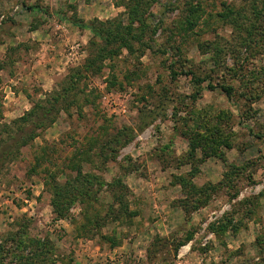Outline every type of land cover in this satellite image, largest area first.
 I'll return each mask as SVG.
<instances>
[{"label": "rangeland", "instance_id": "rangeland-1", "mask_svg": "<svg viewBox=\"0 0 264 264\" xmlns=\"http://www.w3.org/2000/svg\"><path fill=\"white\" fill-rule=\"evenodd\" d=\"M257 134L264 0H0V264H264Z\"/></svg>", "mask_w": 264, "mask_h": 264}, {"label": "trees", "instance_id": "trees-1", "mask_svg": "<svg viewBox=\"0 0 264 264\" xmlns=\"http://www.w3.org/2000/svg\"><path fill=\"white\" fill-rule=\"evenodd\" d=\"M27 9L32 10V9H34V7H28ZM71 23L73 25L79 27V28L88 29L93 34L94 37L102 40L104 42V44H105V47H103L101 49V51H102V53H105L106 57H108L109 55H111V54L116 52V50H115V48H113V46L118 45V43H120V45H123V44L126 45V43L129 42V39H136V37H134L133 35L131 36L130 33L127 36H113V37H111V36L108 35L107 31L105 30V28L103 26H98V25H96L94 23L85 24V23H81V22L76 21V20L72 21ZM180 75L189 76L191 78V80L193 82L197 83V84L204 83V82L207 81L205 78H200V77L196 76L195 73H193L191 70L190 71H181V72H179V71L171 69V76L173 78H176V77H178ZM75 77H77V76L76 75L72 76V78L70 80L72 81ZM208 87L210 89H216L217 88V87H215L214 85H212L210 83L208 84ZM219 88L227 96H231L233 94V87L232 86L221 85V86H219ZM55 101H57V98H56ZM37 107H39V104H37ZM35 111H36V108H33L31 110V112L28 114V116H30L31 113L34 114ZM28 116L22 117L21 120L22 121H26ZM256 137L263 138L264 135L257 134ZM24 143H27V142L24 141ZM56 190H58V188H56ZM55 193H56V191H55ZM53 207H54L56 213H58V211H60L59 206L56 203L53 204Z\"/></svg>", "mask_w": 264, "mask_h": 264}]
</instances>
